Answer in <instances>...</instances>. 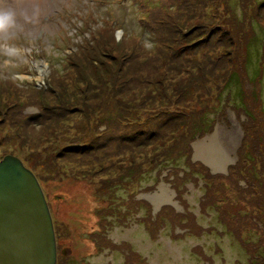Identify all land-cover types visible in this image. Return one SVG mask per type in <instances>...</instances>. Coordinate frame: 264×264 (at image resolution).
<instances>
[{"label":"rangeland","instance_id":"1","mask_svg":"<svg viewBox=\"0 0 264 264\" xmlns=\"http://www.w3.org/2000/svg\"><path fill=\"white\" fill-rule=\"evenodd\" d=\"M2 6L0 162L39 180L58 264H264V0Z\"/></svg>","mask_w":264,"mask_h":264},{"label":"water","instance_id":"2","mask_svg":"<svg viewBox=\"0 0 264 264\" xmlns=\"http://www.w3.org/2000/svg\"><path fill=\"white\" fill-rule=\"evenodd\" d=\"M58 256L53 216L39 180L19 158L5 157L0 162V264H57Z\"/></svg>","mask_w":264,"mask_h":264},{"label":"clouds","instance_id":"3","mask_svg":"<svg viewBox=\"0 0 264 264\" xmlns=\"http://www.w3.org/2000/svg\"><path fill=\"white\" fill-rule=\"evenodd\" d=\"M17 14L12 8H4L2 6V0H0V38L6 36L11 30L17 27L16 23ZM123 36L122 32L116 34V40L119 41ZM146 47L150 45L146 44ZM2 50L6 54H12L16 52V49L9 46H4Z\"/></svg>","mask_w":264,"mask_h":264},{"label":"trees","instance_id":"4","mask_svg":"<svg viewBox=\"0 0 264 264\" xmlns=\"http://www.w3.org/2000/svg\"><path fill=\"white\" fill-rule=\"evenodd\" d=\"M209 42H211L210 40L209 41H203V42H201V41H199V42H196V43H194V44H192V45H189V46H186L185 47V49L186 50H183V52L184 51H188V50H192V51H194L197 55H198V50H200V48H202V47H204L203 49H205V48H209V49H212V47H213V45L211 44V43H209ZM202 49V50H203ZM185 52V53H186ZM184 53V54H185ZM181 59V58H180ZM209 59V64H208V66L209 67H212V66H218L219 64L214 60V59H212V58H208ZM181 62H182V60H181ZM181 62H180V65H181ZM219 62V61H218ZM214 63H215V65H214ZM183 69V68H182ZM206 70H203V74H206V72H205ZM205 72V73H204ZM104 76H107V72H105L104 73ZM110 76H112V75H110ZM118 76H119V74H118ZM165 78V80H168V77H164ZM171 79H173V78H171ZM114 83H115V81H114ZM173 85V83H171V86ZM191 85L190 86H188V87H186V88H184V91L183 92H181L180 93V96H182V98H184V97H188V96H190V95H192V93H190V92H192V90H191ZM187 92L188 93H190V94H187ZM231 96V95H230ZM187 99V98H186ZM227 103V102H226ZM228 103H229V101H228ZM123 105V104H122ZM124 106V105H123ZM219 110H220V108H223V107H225V105L224 104H222V107H221V105L219 104ZM217 110H218V108L217 109H214L213 110V112H217ZM176 111H179V109L178 110H175V112H172V113H176ZM195 111V110H194ZM179 112H181V113H176V114H178V115H183L182 114V110L181 111H179ZM126 115H128V113L127 112H125L124 111V113L121 115V116H126ZM158 180L159 179H157V182H158ZM156 182V181H155ZM156 182V183H157ZM156 185V184H155ZM55 226V225H54ZM56 232V231H55ZM56 237H57V235H56ZM57 242H58V247H60V245L61 244H59V239H57ZM59 255H61V256H64V257H66V255L64 254V253H62V252H59ZM67 257H69V255H67ZM58 258H59V256H58ZM58 264V263H57Z\"/></svg>","mask_w":264,"mask_h":264},{"label":"bare ground","instance_id":"5","mask_svg":"<svg viewBox=\"0 0 264 264\" xmlns=\"http://www.w3.org/2000/svg\"><path fill=\"white\" fill-rule=\"evenodd\" d=\"M236 133V136L238 135L239 136V133H237V129H234L233 131H230L231 133ZM231 134L228 132V131H224V130H221L217 136L215 137H212L210 138V140L212 142H217V147L219 149V152H220V156L219 158L217 159H214L215 157H212L211 159L208 158L209 162H211L215 167L219 168L221 167L223 164H226V161H227V158H228V152L230 150V145L228 143H225L224 140H228L230 143H233L235 145V141H234V135L231 136ZM220 143V144H219ZM229 145V146H227ZM165 188H163L162 191H165L164 190Z\"/></svg>","mask_w":264,"mask_h":264},{"label":"flooded vegetation","instance_id":"6","mask_svg":"<svg viewBox=\"0 0 264 264\" xmlns=\"http://www.w3.org/2000/svg\"><path fill=\"white\" fill-rule=\"evenodd\" d=\"M59 249H60V252H62V253H65V255H66V258H67V249H66V247H62V245H60V248L58 247V252H59Z\"/></svg>","mask_w":264,"mask_h":264}]
</instances>
